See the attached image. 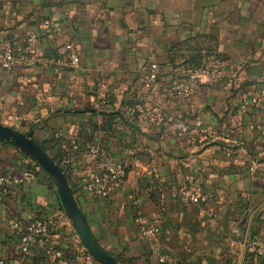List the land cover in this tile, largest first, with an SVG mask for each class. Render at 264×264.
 I'll return each mask as SVG.
<instances>
[{"label": "crops", "instance_id": "1", "mask_svg": "<svg viewBox=\"0 0 264 264\" xmlns=\"http://www.w3.org/2000/svg\"><path fill=\"white\" fill-rule=\"evenodd\" d=\"M31 32L41 36L46 51L59 48L61 58L74 42L80 66L8 69L0 63V122L24 132L35 125L37 141L56 138L52 132L59 127L103 144L128 165L125 183L106 198L86 190L79 164L68 177L104 249L126 257L150 249L155 260L167 255L176 263L264 264V251L257 250L264 247V0H0V46H24ZM198 33L214 34L229 58L220 61L221 78L201 76L192 94L180 96L174 86L189 71L166 67L167 53ZM154 62L162 73L148 87L145 73ZM140 101H158L165 119L141 122L131 116L130 131L116 118L110 134L83 129L74 112L94 104L97 114L87 116L101 125L107 122L102 108L127 109ZM203 126L224 145H198L193 135ZM22 152L0 139V173L20 177L31 171ZM46 177L31 171L24 183L0 185V258L7 264H19L12 223L40 214L60 216L66 225L60 239L66 250L56 245L51 264H67L76 255L70 235L80 242L79 237ZM193 194L204 199L195 202ZM152 224L161 228L157 250L142 232ZM252 253L260 258L245 261Z\"/></svg>", "mask_w": 264, "mask_h": 264}, {"label": "built area", "instance_id": "2", "mask_svg": "<svg viewBox=\"0 0 264 264\" xmlns=\"http://www.w3.org/2000/svg\"><path fill=\"white\" fill-rule=\"evenodd\" d=\"M49 25L52 22L47 20ZM61 26H57V30L61 31ZM68 57L66 59L49 56L45 53V44L43 39L35 32H31L25 38L24 46L14 48L11 44L2 43L0 46V63L5 68L11 69L15 66L35 67L40 65H55L64 63L70 67L78 68L80 66V54L75 48V43L70 42L66 46ZM161 67L154 62L145 73V80L148 87H151L159 76ZM224 71L220 61L210 60L207 64L197 68L190 76L183 80V84L174 86L176 93L180 96L192 94L200 84V77H206L210 82L222 77ZM107 97V92L102 91ZM106 102V100H104ZM130 114L133 118L141 122H161L165 119L166 114L158 101L153 103L137 102L130 107ZM254 127V126H252ZM64 129H57L52 135L60 140L59 160L60 164L69 171V178L79 164L82 171L78 174V178L84 183L86 190L93 196L106 198L118 190L126 181L128 175V165L124 162L114 159L110 150L101 143L86 142L81 135L67 134ZM104 136V132H99ZM216 138V133L207 127H201L193 135L196 142L205 143ZM65 171V170H64ZM66 173V172H65ZM30 171L20 177L6 176L0 173V185H19L24 183L29 176ZM191 199L195 202L202 201V195L193 194ZM54 216L48 214L46 218H36L27 222L16 221L11 227L17 231L19 243L17 251L21 254L19 264H29V255L33 249L36 238L46 233L48 224L54 222ZM142 232L145 237L152 238L154 248L158 249L159 240L157 236L161 234V228L157 224L143 225ZM66 240V239H65ZM50 259H54L58 253L56 245L49 243L46 246ZM81 249H85L83 246ZM86 250V249H85ZM257 250L264 251L263 246H258ZM87 251V250H86ZM81 256L76 255L67 264H77ZM161 259L167 260L168 256L163 255ZM0 264H7L4 259L0 258Z\"/></svg>", "mask_w": 264, "mask_h": 264}, {"label": "trees", "instance_id": "3", "mask_svg": "<svg viewBox=\"0 0 264 264\" xmlns=\"http://www.w3.org/2000/svg\"><path fill=\"white\" fill-rule=\"evenodd\" d=\"M45 53L48 54L49 56H54L56 58H61L60 56L63 55L59 52V48L55 49L53 47H50L49 49H47V51L45 50ZM64 54L65 56L62 59L66 58L68 53L65 52ZM167 55H168L169 62L165 63V66L166 67L171 66L172 68H175V69L181 68L182 70H188L189 71L188 76H190L197 69L196 68L197 63L202 61L204 58H206V60L210 59V60H216V61H223L229 58V53H227V51L223 49V46L220 40L212 33H198L194 36L186 38L185 40L174 43L170 46ZM161 73L162 71H160L158 78L161 76ZM248 84L245 83V84H242L241 86H246ZM231 85L232 87L230 88L232 89V91H236L237 88L233 86V83ZM132 106H134V104ZM74 112L75 114H78L79 118H81L80 122H81V127L83 129L103 128L104 130L108 131L110 134H114L113 130L115 129L114 124L116 123L115 121L116 118H120L123 121L125 129H128L130 131L132 129H135L134 122H131L132 120H131V114H130L129 107L126 109L125 107L117 108L115 106L110 105L109 109L102 108L101 109L102 115L106 116L107 122H103L101 125H98L94 118L92 117L89 118L87 116L88 114L93 115V116L97 114V108L95 107L94 104L93 105L86 104L85 107L77 108L74 110ZM58 128L59 127H56L54 129H58ZM38 142L44 148V150L60 164L59 156L57 155L58 152L56 150L58 146L60 145V140L58 138L49 137V138H45L44 140H41ZM196 143H198V145H201V146L205 144L207 145V147L214 145V144L224 145L222 141L214 140V139L207 141L205 143H200V142H196ZM23 155L26 161H28V163L30 164L29 169L33 173H42L45 177L47 176L45 172L43 171V169H41L40 165L36 161H34L31 157H29L25 153H23ZM60 166L63 168L61 164ZM64 170L66 174L69 176V171L65 167H64ZM46 179L50 183L47 177ZM44 216H45L44 214H40L37 217H35V219L36 218L44 219ZM65 230H66V225L63 223V220L61 219V217L55 216L54 222L48 224L46 233L41 234L36 238L34 245H33V249L31 250L30 255H29V264H51L53 260L50 259V254L48 253L46 249V246L49 243L58 245L57 248L61 252L63 250L65 251L66 249L64 247L62 249V246L60 244L62 243V240L60 239L65 235ZM12 239L14 241V244H13L14 245L13 250L15 251L14 256H15V259H17V261L19 262L21 254L17 251L16 248H17L20 238L16 234L15 237H12ZM68 239H69V234H68ZM70 240L71 242L69 243V247L75 246L76 248L75 254L81 256V259L78 261L77 264H89L88 263L89 259H91L93 262H98L85 249H81V250L77 249V247L82 248L81 242H79L76 239L75 240L72 239L71 235H70ZM57 248H56V252L58 251ZM115 256L118 258V260L122 264H188L187 262L176 263L175 261L173 262L169 260L168 261L167 260L162 261L158 259L155 260L150 249L147 250L142 255H133V256L126 257L125 254H121V255H115ZM259 258L260 257L257 256L256 253H252L250 257L247 256L245 261L250 260V262H252ZM262 262H264V259L262 260ZM196 264H203V263L202 261H198ZM208 264H214V263H208ZM244 264H249V263L245 262Z\"/></svg>", "mask_w": 264, "mask_h": 264}, {"label": "water", "instance_id": "4", "mask_svg": "<svg viewBox=\"0 0 264 264\" xmlns=\"http://www.w3.org/2000/svg\"><path fill=\"white\" fill-rule=\"evenodd\" d=\"M57 112L59 111L56 110L53 113ZM34 128L35 125L30 131L24 132L15 126L0 122V139L24 151L46 172L57 190L74 231L87 252L101 264H122L115 255L104 249L97 241L67 174L34 138Z\"/></svg>", "mask_w": 264, "mask_h": 264}]
</instances>
